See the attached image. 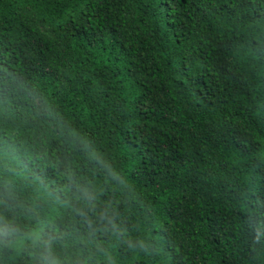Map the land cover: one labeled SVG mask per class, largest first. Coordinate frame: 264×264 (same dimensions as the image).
Wrapping results in <instances>:
<instances>
[{"label":"trees","instance_id":"trees-1","mask_svg":"<svg viewBox=\"0 0 264 264\" xmlns=\"http://www.w3.org/2000/svg\"><path fill=\"white\" fill-rule=\"evenodd\" d=\"M0 264H264V0H0Z\"/></svg>","mask_w":264,"mask_h":264}]
</instances>
